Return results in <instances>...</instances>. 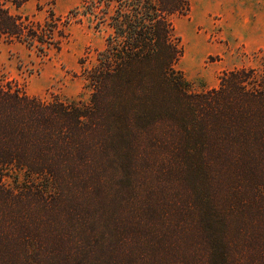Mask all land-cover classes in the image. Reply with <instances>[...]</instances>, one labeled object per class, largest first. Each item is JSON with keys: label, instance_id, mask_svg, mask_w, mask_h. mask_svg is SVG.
Returning a JSON list of instances; mask_svg holds the SVG:
<instances>
[{"label": "trees", "instance_id": "trees-1", "mask_svg": "<svg viewBox=\"0 0 264 264\" xmlns=\"http://www.w3.org/2000/svg\"><path fill=\"white\" fill-rule=\"evenodd\" d=\"M27 1L0 0V38L59 49ZM115 1H93L112 31L87 103L0 84V264H264L263 70L194 91L171 21L191 0Z\"/></svg>", "mask_w": 264, "mask_h": 264}, {"label": "rangeland", "instance_id": "rangeland-1", "mask_svg": "<svg viewBox=\"0 0 264 264\" xmlns=\"http://www.w3.org/2000/svg\"><path fill=\"white\" fill-rule=\"evenodd\" d=\"M93 1L28 0L20 8L13 6V13L36 21H44L53 11L61 18L58 28L65 36L57 37L59 49L51 46L45 54L0 38V84H11L46 102L87 103L93 90L87 70L97 64L112 31ZM171 21L183 49L177 68L192 90L217 87L223 71L238 67L264 72V0H191L189 12L175 14ZM24 181L22 171L4 176L14 189Z\"/></svg>", "mask_w": 264, "mask_h": 264}]
</instances>
